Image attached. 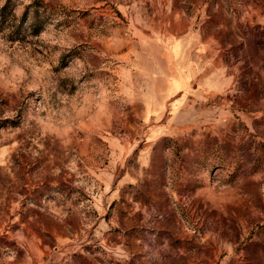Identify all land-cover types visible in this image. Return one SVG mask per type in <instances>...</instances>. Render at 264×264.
I'll use <instances>...</instances> for the list:
<instances>
[{
	"label": "rangeland",
	"instance_id": "374dc122",
	"mask_svg": "<svg viewBox=\"0 0 264 264\" xmlns=\"http://www.w3.org/2000/svg\"><path fill=\"white\" fill-rule=\"evenodd\" d=\"M0 264H264V0H0Z\"/></svg>",
	"mask_w": 264,
	"mask_h": 264
}]
</instances>
